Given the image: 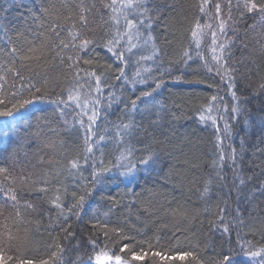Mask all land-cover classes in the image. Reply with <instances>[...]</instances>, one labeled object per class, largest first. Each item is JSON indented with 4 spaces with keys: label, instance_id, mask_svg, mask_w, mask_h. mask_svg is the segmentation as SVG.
Returning <instances> with one entry per match:
<instances>
[{
    "label": "snow or ice",
    "instance_id": "snow-or-ice-1",
    "mask_svg": "<svg viewBox=\"0 0 264 264\" xmlns=\"http://www.w3.org/2000/svg\"><path fill=\"white\" fill-rule=\"evenodd\" d=\"M164 7L154 0L0 3V158L13 164L0 167V264H131L149 252L173 259L177 249L191 264H264V211L243 206L264 197V0H199L188 44L167 61L153 34ZM241 27L245 47L249 37L254 44L249 57L234 60ZM168 80L215 88L197 120L213 128L216 151L203 177L188 181L184 202L148 200L146 216L133 220L131 208L152 192L149 178L170 154L167 138L159 139L168 109L157 99ZM33 144L34 152L25 150ZM249 149L261 160L258 173L245 167ZM149 227L157 232L143 254L120 247L131 259L100 239ZM162 237L175 245L166 248Z\"/></svg>",
    "mask_w": 264,
    "mask_h": 264
},
{
    "label": "trees",
    "instance_id": "trees-1",
    "mask_svg": "<svg viewBox=\"0 0 264 264\" xmlns=\"http://www.w3.org/2000/svg\"><path fill=\"white\" fill-rule=\"evenodd\" d=\"M27 2V0H25ZM155 3L165 5L160 15V18L155 25L153 34L158 37V44L164 48L167 52L165 60L175 59L181 52L182 48L188 44L189 36L187 29L190 27L191 22L195 19L198 9L195 7L199 3V0H154ZM3 3V0H0ZM166 5H172V8H168ZM23 11V9H20ZM214 10V3H213ZM12 16H16L17 12L14 9L11 13ZM248 24L253 23V20H248ZM244 27L240 30V40H237L233 46V59L242 60L251 55V48L254 41L251 37L248 38V47H245ZM167 37L171 41V44L164 45L163 40ZM103 55V52L101 51ZM200 62L192 64L193 69L199 67ZM178 73H174L176 75ZM201 77H203V71L201 70ZM188 79L193 77L189 75ZM208 83H213L211 78H208ZM246 81L241 83V87L246 85ZM258 81L253 83V87ZM215 85H219V78L214 81ZM154 86V85H153ZM146 88L147 86H141ZM160 95L157 99L161 100L165 107L168 109V116L165 121L162 122L163 135L159 136V139L165 141V145L168 149V153L164 156V162L161 165V170L158 174L149 178L148 188L152 190L151 193L145 191L143 196L137 200L136 204L131 208L132 219L135 220L136 214L139 212L142 218L146 216L143 213V203L152 200L153 202H159L160 204H166L168 201H180L184 202L186 198L190 196L187 188L188 181L194 179V177H203V175L209 170L211 161L214 158L216 151L214 144L216 136L211 126L204 127L198 120L197 109L202 104L206 103L207 98L213 94L215 88L208 89L205 84L201 85H189L185 83H174L172 80H168L166 85L159 90ZM251 91V89H249ZM137 95L139 92L136 93ZM224 95V92H221ZM226 101H230V97H226ZM35 107L49 111V106L45 104H37ZM122 107V106H121ZM229 109L231 103H228ZM40 113H37L39 115ZM113 119L115 117H112ZM2 119V118H0ZM33 123H35L33 121ZM222 127V125H221ZM243 135V133H241ZM257 133L249 130L250 143L255 144ZM239 136L233 138L232 143L239 145ZM264 146V145H262ZM26 151L34 152L35 145L33 144L30 149ZM251 149L246 154L244 159L245 167L255 172H259L260 169L256 167L261 163L260 159H255L251 156ZM74 155V152H69L67 158L70 159ZM20 158L23 161V152L20 154ZM33 163L36 162V158L31 157ZM66 163V159L64 160ZM195 165V167H192ZM0 167L12 168L13 164L11 160L6 158H0ZM18 171V169H17ZM186 177V179H184ZM264 179V176L260 177ZM185 185L181 187V183ZM259 183V180L257 181ZM191 200H195V196H191ZM173 206H175L173 204ZM248 212L256 215L258 212L264 211V197L257 195V198L251 204L243 205ZM215 210V201H213V211ZM122 211L127 212L126 209ZM211 217H209L210 219ZM149 219H151L149 217ZM205 228H207V219L205 220ZM157 229L156 227H149L145 230L144 235H138L134 229H128L126 238L120 240L119 238H113V240H105L101 235L100 239L102 243H106L109 248L115 247L116 254H121L119 249L123 244H129L136 252H141V248L147 250V240L152 239L155 241ZM84 235H87L85 232ZM170 238L171 233L167 234ZM134 238V239H133ZM206 239V237H204ZM251 239V237H249ZM257 239L259 237L257 236ZM162 243L167 247L175 245V241L168 244L167 240L162 237ZM217 247L220 241L217 240ZM158 250L160 245L155 246ZM203 247V245H201ZM183 250H188V245L183 242L180 246ZM210 255L211 249L207 253L201 252V255ZM131 259V252L121 254ZM182 252L177 249L172 253L173 259H161V257L153 256L149 252L144 261L131 260V264H191L190 260L179 259Z\"/></svg>",
    "mask_w": 264,
    "mask_h": 264
}]
</instances>
